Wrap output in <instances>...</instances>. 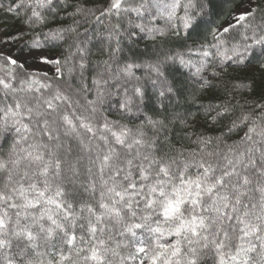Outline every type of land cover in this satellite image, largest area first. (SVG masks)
<instances>
[{"label": "snow or ice", "instance_id": "1", "mask_svg": "<svg viewBox=\"0 0 264 264\" xmlns=\"http://www.w3.org/2000/svg\"><path fill=\"white\" fill-rule=\"evenodd\" d=\"M0 11V264H264V0Z\"/></svg>", "mask_w": 264, "mask_h": 264}, {"label": "trees", "instance_id": "2", "mask_svg": "<svg viewBox=\"0 0 264 264\" xmlns=\"http://www.w3.org/2000/svg\"><path fill=\"white\" fill-rule=\"evenodd\" d=\"M98 2L101 4V5H105L106 4V0H98ZM228 7H231V5H229ZM217 14L219 15V19L217 20L216 22V25L214 26H219L221 24H226V20H225V17L227 16V10L226 8H222L221 6H218L217 9ZM6 21V22H5ZM21 25L14 20V18L11 16V15H5L2 11H0V32L4 33V31L7 29L9 31H15L17 28H20ZM195 39L199 40V39H202V37H194ZM147 42H143L140 44V47H139V51H143L144 48H145V44ZM184 42L181 41V40H175L172 42V44L170 46L172 47H176V48H179L181 46V44H183ZM187 45H192V40L189 39L187 42ZM24 45V41H21L19 42L18 44H16L14 46L15 50H16V53L19 52L20 48ZM26 51V49H25ZM26 68L29 70V71H32L29 69V67L26 65ZM50 76H52L51 74H49ZM177 79L178 80H182L183 79V76H181L180 74H177Z\"/></svg>", "mask_w": 264, "mask_h": 264}, {"label": "rangeland", "instance_id": "3", "mask_svg": "<svg viewBox=\"0 0 264 264\" xmlns=\"http://www.w3.org/2000/svg\"><path fill=\"white\" fill-rule=\"evenodd\" d=\"M3 33L0 32V38H2ZM13 55H16L15 48L11 50ZM18 59L22 57H17ZM30 70H41V71H47L49 74L54 75L55 73V67L53 65H41L38 62H33L32 60H29L26 64Z\"/></svg>", "mask_w": 264, "mask_h": 264}]
</instances>
